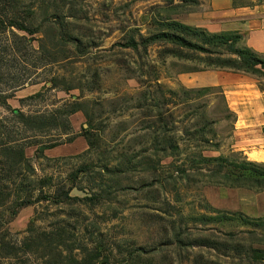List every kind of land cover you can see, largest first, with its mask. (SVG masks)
Wrapping results in <instances>:
<instances>
[{"label": "rangeland", "instance_id": "1", "mask_svg": "<svg viewBox=\"0 0 264 264\" xmlns=\"http://www.w3.org/2000/svg\"><path fill=\"white\" fill-rule=\"evenodd\" d=\"M215 3L0 0V11L31 31L0 34L2 88L25 80L9 106L26 114L81 108L68 116L70 130L35 137L61 142L59 153L26 146L32 172L3 184L10 196L0 206V264H264V121H236L232 88L242 80L264 91V71L218 66L234 58L222 45H128L181 26L197 39L234 32L212 30L227 18ZM44 80L53 85L41 87ZM44 177L49 183L39 184ZM19 181L30 199L20 207L24 192H12Z\"/></svg>", "mask_w": 264, "mask_h": 264}, {"label": "trees", "instance_id": "2", "mask_svg": "<svg viewBox=\"0 0 264 264\" xmlns=\"http://www.w3.org/2000/svg\"><path fill=\"white\" fill-rule=\"evenodd\" d=\"M13 13L14 10L12 9ZM14 28L19 31L31 33L29 25L24 21L15 18L12 14H6L0 11V34H4L6 30ZM12 33V31H11ZM16 36V34H13ZM193 33L189 28L181 26L180 34L173 32H156L147 36L140 37L139 42L129 40L128 45L132 48H136L137 45L145 47L148 44L155 42H166L177 46V48L185 49L188 51L197 52H209V48L203 45H214L227 47L228 51L234 55V58H221L219 59L218 66H230L237 69H256L258 66L264 71V58L259 57L253 50L241 43L240 34L237 32H218V33H199L200 37ZM22 37V36H20ZM189 37H194L189 38ZM59 38L64 43H71L76 51L81 52L80 44L76 38L70 37L62 31ZM7 70L0 68V109L3 111L0 114V206L10 196L9 191H5L3 184L5 182H12L13 177L17 175L21 169L32 172V167L29 163V158L24 155V148L26 146H35V155L42 156L43 150L46 148L54 147L61 142H57L55 139L46 140L51 141L48 143L36 140V135L39 132L48 131L49 129H61V131L70 130L68 124V116L75 110H79L78 103H69L68 105H60L52 110L41 113L26 114L19 108L11 107L7 103V99L12 97L15 89L22 87L25 80L10 79V85L7 88H2L3 84L6 85ZM13 79V80H12ZM50 82V86L53 85L51 80H44L41 87H45V83ZM2 85V86H1ZM9 87V88H8ZM53 87V86H52ZM47 88V87H46ZM49 88V87H48ZM9 89V92H6ZM41 92L37 91L27 96V98H34L39 96ZM20 101V100H19ZM84 116L89 119L87 113L82 110ZM10 119L11 126L4 123V120ZM13 125V126H12ZM89 126V125H88ZM22 134L16 135L18 129ZM66 134L65 132H63ZM73 137L66 138L65 142L72 140ZM177 146H172V149H176ZM79 171V168L77 169ZM19 171V172H18ZM50 181V177L40 178L38 183L41 185H47ZM22 182L12 189V192L17 195L20 192H24V198L15 200L17 206L27 205L30 203L29 191H25L26 188L22 187ZM40 192V191H39ZM63 196H67V192L63 193ZM42 199H47V196H41ZM95 256L97 254L95 253Z\"/></svg>", "mask_w": 264, "mask_h": 264}, {"label": "crops", "instance_id": "3", "mask_svg": "<svg viewBox=\"0 0 264 264\" xmlns=\"http://www.w3.org/2000/svg\"><path fill=\"white\" fill-rule=\"evenodd\" d=\"M213 8L222 9L226 21L218 24L214 31H234L241 35L245 46L256 54H264V0H248L250 3H236L233 0H215ZM244 1V0H241ZM232 88L236 121L243 122L244 128H256L264 121V91L251 83L237 81ZM74 144L75 141H72ZM56 147L44 150L46 155L57 154Z\"/></svg>", "mask_w": 264, "mask_h": 264}]
</instances>
